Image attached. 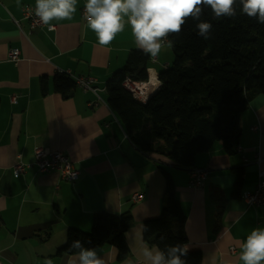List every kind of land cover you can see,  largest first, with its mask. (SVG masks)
<instances>
[{
  "label": "clouds",
  "instance_id": "clouds-1",
  "mask_svg": "<svg viewBox=\"0 0 264 264\" xmlns=\"http://www.w3.org/2000/svg\"><path fill=\"white\" fill-rule=\"evenodd\" d=\"M237 4L241 14L264 24V0H85L83 16L100 46H109L130 27L136 48L155 60L165 47L173 46L168 38L178 35L188 19L196 22L197 35L209 39L213 24L201 19L205 8L213 19L220 20L236 17ZM77 5L78 0H35L34 13L49 31H54L52 22L71 20ZM69 250L73 254L68 264H105L95 248L86 247L79 239L71 242ZM187 252V245L177 243L163 249L144 246L141 256L144 264H186L182 257ZM239 261L264 264V227L253 228L240 243ZM45 264L53 261L46 259Z\"/></svg>",
  "mask_w": 264,
  "mask_h": 264
}]
</instances>
